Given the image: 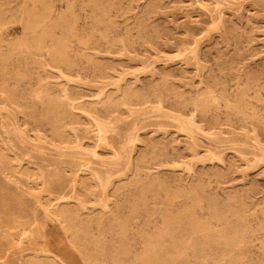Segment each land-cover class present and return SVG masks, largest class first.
I'll use <instances>...</instances> for the list:
<instances>
[{
  "label": "rangeland",
  "instance_id": "obj_1",
  "mask_svg": "<svg viewBox=\"0 0 264 264\" xmlns=\"http://www.w3.org/2000/svg\"><path fill=\"white\" fill-rule=\"evenodd\" d=\"M0 162V264H264V0H0Z\"/></svg>",
  "mask_w": 264,
  "mask_h": 264
},
{
  "label": "bare ground",
  "instance_id": "obj_2",
  "mask_svg": "<svg viewBox=\"0 0 264 264\" xmlns=\"http://www.w3.org/2000/svg\"><path fill=\"white\" fill-rule=\"evenodd\" d=\"M213 18V17H212ZM213 23V22H212ZM215 23V22H214ZM193 46V45H192ZM111 92V91H110ZM95 95V94H94ZM11 102V101H10ZM14 104V103H13ZM17 105V104H16ZM19 108V107H18ZM73 109V108H72ZM23 110V109H22ZM155 110V109H154ZM30 111V110H29ZM42 111V110H41ZM50 116V115H49ZM71 117V116H70ZM109 118V117H108ZM106 118V119H108ZM43 123V122H42ZM74 124V123H73ZM96 125V124H95ZM76 126V125H75ZM87 126V125H86ZM65 130V129H64ZM98 130H100L98 128ZM97 130V131H98ZM36 132V131H35ZM37 133V132H36ZM41 133V132H40ZM86 139V138H85ZM69 140V139H68ZM71 142V141H70ZM146 142V141H145ZM70 145V144H69ZM115 153V152H114ZM109 156V155H108ZM6 157V156H3ZM1 163V162H0ZM9 163V162H8ZM52 163V162H51ZM10 164V163H9ZM47 166V165H46ZM6 168V167H5ZM13 171V170H12ZM15 173V172H13ZM42 173V172H41ZM22 174V173H21ZM36 174V173H35ZM135 174V173H134ZM24 175V174H23ZM59 175V174H58ZM12 177V176H11ZM14 178V177H13ZM39 178V177H38ZM132 180V178H131ZM46 186V185H45ZM49 187V186H48ZM75 187V186H74ZM6 188V187H5ZM44 188V187H43ZM4 188H2L3 190ZM116 189V188H115ZM33 190V189H32ZM44 192V191H43ZM4 193V191H3ZM8 194V193H7ZM3 196V195H2ZM1 196V198H2ZM39 196V195H38ZM72 196V195H71ZM48 198V197H47ZM10 199V198H9ZM66 199V198H65ZM8 200V199H7ZM40 200V199H39ZM2 201V200H0ZM8 201H6L7 203ZM11 202V201H9ZM8 202V204H9ZM4 203V202H3ZM14 203V202H13ZM50 203V202H49ZM7 204V206H8ZM6 206V207H7ZM19 207V206H18ZM62 207V206H61ZM43 208V207H42ZM49 208V207H48ZM19 209V208H18ZM15 210V209H14ZM67 210V209H66ZM20 211V210H19ZM47 211V210H46ZM34 213V212H33ZM3 214V213H2ZM35 214V213H34ZM28 215V214H27ZM78 215V214H77ZM24 216V215H23ZM36 216V215H35ZM34 216V217H35ZM88 216V215H87ZM84 217V216H83ZM27 218V217H26ZM30 218V217H29ZM68 219V218H67ZM28 220V219H27ZM76 220V219H75ZM98 220V218H97ZM64 222V221H63ZM71 224V223H70ZM93 224V223H92ZM71 229V226H69ZM146 227V226H145ZM39 225L37 221H25L21 216L14 211L5 212L3 217H0V245L5 246L6 251L18 249L24 235H35L39 233ZM78 229V228H77ZM69 231V230H68ZM80 231V230H79ZM114 232V231H113ZM82 237V236H81ZM76 239V238H75ZM77 240V239H76ZM136 240V239H135ZM80 242V241H79ZM45 244V243H44ZM1 252V251H0ZM3 256V255H2ZM42 258V257H41ZM52 260V259H51ZM1 261V260H0ZM48 262V261H47ZM39 263V262H38ZM28 264V263H27ZM37 264V263H36ZM43 264V263H42Z\"/></svg>",
  "mask_w": 264,
  "mask_h": 264
}]
</instances>
